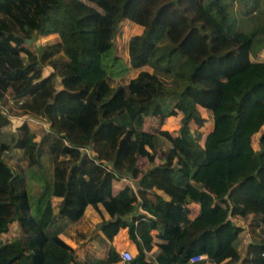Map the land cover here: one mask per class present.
I'll list each match as a JSON object with an SVG mask.
<instances>
[{
	"label": "trees",
	"instance_id": "16d2710c",
	"mask_svg": "<svg viewBox=\"0 0 264 264\" xmlns=\"http://www.w3.org/2000/svg\"><path fill=\"white\" fill-rule=\"evenodd\" d=\"M233 2L0 0V130L14 132L0 140V264H264V130L251 146L264 125V0ZM49 14L56 36L33 53ZM122 21L137 33L118 51ZM173 52L189 72L166 71ZM165 102L180 114L172 128Z\"/></svg>",
	"mask_w": 264,
	"mask_h": 264
},
{
	"label": "rangeland",
	"instance_id": "374dc122",
	"mask_svg": "<svg viewBox=\"0 0 264 264\" xmlns=\"http://www.w3.org/2000/svg\"><path fill=\"white\" fill-rule=\"evenodd\" d=\"M234 2L232 3L233 5V9L237 11V8L239 7V4L237 2V0H233ZM49 21L46 23V29L44 31L43 34L38 35L35 39V41L33 43L31 42H27V45L25 47H27L30 51H32L33 53L36 52L37 48L41 46L42 43H44L45 41H48L49 39H52L53 37L56 36V31H55V26H54V21H53V16L51 14H49ZM137 33V29L130 23L126 22V21H122L120 22L117 27H116V33H115V45L117 50L119 51V49L122 48V46L124 45L126 39L130 36V35H134ZM258 58H264V48L261 49V51H259L257 54ZM21 56V60L23 65L27 64V60L26 57L20 53ZM252 58H255V56H253ZM194 63L189 61L186 57L180 55L178 52H173L171 54H169L166 58V71H170V70H177L180 72H184L187 73L189 72L192 67H193ZM7 99L9 102H13V97H11L9 94L7 95ZM19 101V100H18ZM163 105H166L165 107L167 108L166 112L164 113V115H170V117H167V121H168V126L169 128H172L173 126H175L177 124V120L178 117L180 116V114L178 112L175 113L174 110H172L171 108V104L165 102ZM198 112L200 113L201 117H203V119H205V122H203L202 127L200 128L201 131H206V128L208 127V123L210 122L211 119V115L205 111L202 110L200 108H197ZM173 114V115H172ZM172 115V117H171ZM19 119L21 120H25L29 127L34 128L36 130V133L39 134L41 131L46 129V125L44 123L43 119H33L31 117H27V116H20ZM118 123L123 124V120L122 118H117L116 120ZM211 125V122H210ZM193 126V125H191ZM162 129L165 128V126L161 127ZM143 129L144 131H149V126L148 124H143ZM264 130V125H262L259 129V131L253 135L252 137V141H251V146L254 150H257L258 146H257V138L259 136V134ZM13 133L11 131V127L10 125H7L5 127H3L0 130V140H4V141H8L9 137L13 136ZM144 140L141 141V146H140V150L141 152L144 150H147L145 143L143 142ZM177 144L179 145V142L176 140ZM165 146H168V143L165 142ZM12 155L14 156H19V151L18 150H12ZM43 162H44V167L46 168H50V163H49V159L45 156H42ZM156 163H159V160L156 161ZM40 191V187L39 184L37 183V181L35 179H29V189H28V195H29V200L30 203H32L33 206V202L34 199L36 198L37 194ZM233 198L236 200H241V201H245L246 198L243 194H241V192H235L233 193ZM57 199L52 198L51 203L53 205H55L57 203ZM94 224L91 223V226H93ZM17 224L15 223L13 226V231L9 232V235L7 236H14L17 232ZM70 231L73 232L72 227H68ZM245 232H242L239 234V241L240 243H244L245 242ZM242 245V244H241ZM131 253V252H130ZM147 257L149 258V256L147 255Z\"/></svg>",
	"mask_w": 264,
	"mask_h": 264
},
{
	"label": "crops",
	"instance_id": "0c3cea01",
	"mask_svg": "<svg viewBox=\"0 0 264 264\" xmlns=\"http://www.w3.org/2000/svg\"><path fill=\"white\" fill-rule=\"evenodd\" d=\"M197 108H200V107L197 106ZM200 109H202V108H200ZM202 110H204V109H202ZM208 124L210 125V122ZM209 127H208V129H209ZM236 192H240V191H236ZM188 207L190 209L189 217H193L198 211V206L195 203H190ZM113 245H114V248L117 252H121L122 250H127V251L133 253V251H134L133 244L127 238V233H126L125 228L120 229L117 232L116 236L113 239ZM154 251H155V246L153 245L151 250H150V253L154 252Z\"/></svg>",
	"mask_w": 264,
	"mask_h": 264
},
{
	"label": "built area",
	"instance_id": "2783aa9c",
	"mask_svg": "<svg viewBox=\"0 0 264 264\" xmlns=\"http://www.w3.org/2000/svg\"><path fill=\"white\" fill-rule=\"evenodd\" d=\"M119 256L121 258L122 261H129L131 259V253L127 250H122L121 252H119ZM203 258L202 255H196V256H192L189 258L190 262H194L197 261L199 259Z\"/></svg>",
	"mask_w": 264,
	"mask_h": 264
}]
</instances>
